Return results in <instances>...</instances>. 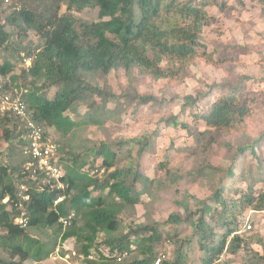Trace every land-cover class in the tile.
Returning a JSON list of instances; mask_svg holds the SVG:
<instances>
[{"label": "trees", "instance_id": "obj_1", "mask_svg": "<svg viewBox=\"0 0 264 264\" xmlns=\"http://www.w3.org/2000/svg\"><path fill=\"white\" fill-rule=\"evenodd\" d=\"M32 1L39 3L43 10L38 11L40 5L26 6L25 2L6 15L3 0H0V49L4 48L17 55L19 62L21 52L34 59L28 72L21 70L19 74H14L15 64L3 58L0 77L9 76L12 82H20L19 78H31L30 86L25 81L20 83L28 88L24 99L32 120L43 129L50 126L61 133L79 124L65 113L67 110L80 102H86L93 94L97 93L103 98L107 96L96 86L86 83L84 74L95 71L107 73L120 67L129 71L136 67L155 79L162 78L166 75L160 66L163 60L184 59L195 54L201 27L208 20L203 10L204 3L196 6L183 0ZM62 3L66 9L59 14V4ZM88 6L98 8V19L81 24L78 30L68 11H80ZM36 12L38 19L34 17ZM171 18L175 20L171 21ZM4 23L14 28L15 37L19 39L24 38L29 29L34 30L42 44L34 47L23 44L11 46L13 40H10ZM40 80L42 84L36 86ZM48 86L55 87L52 97L40 92ZM235 93L231 87L229 94H220L205 113L195 118L207 127L222 130L241 122L248 114V108L238 100ZM100 103L104 105V102ZM95 120L89 115L83 122L93 123ZM0 122L4 125L0 141L8 143L4 155L0 149V249L7 252L8 259H0V264H21L27 258L44 260L55 248L57 237L61 242L74 238L77 251L83 256L94 250L96 259H86L87 264H153L161 236L151 223L130 225L118 232L123 222L122 214L131 211L139 200L140 192L135 190L134 183L147 180L145 176L130 167L115 166L116 153L109 144L102 143L92 151L94 155L101 156V166L106 171L112 168L103 177L81 171L85 160L79 162V155L74 154L71 165H65L62 179L68 184L69 195L62 203L54 208V194L29 183L26 185L30 198L24 200L19 195L18 187L26 181L21 174L25 161L22 147L26 142L20 138L23 130L17 128L21 123L10 113L0 116ZM166 122L174 124L175 117H170ZM181 127L186 129L188 125L181 123ZM16 150L18 156L15 161ZM248 169L242 168L239 176L243 180L248 179L246 192L241 194V189L236 188L234 193L238 197L231 198L216 190L212 196L219 209L214 208L209 217H215L214 220L219 221L224 228L218 239L215 229L207 222L206 205L199 210L194 234L197 235L199 248L206 255L205 264H212L227 244L229 252L234 253L243 240L236 232L243 225L247 211L264 210V192L256 193L253 185L258 180L255 182L249 176L252 173L251 164ZM261 180L264 181V178ZM105 190L106 195L102 196ZM93 191H99V195L92 196ZM71 211L74 217L70 225L62 227L59 217ZM20 214L27 219L24 225L14 221ZM189 216L180 218L170 214L167 221H186ZM43 228H54V240L49 244L28 232ZM100 233L101 239L98 237ZM249 242L259 244L262 248V254L253 253L252 264L264 263V240L256 235L251 236ZM99 249H106L107 255ZM179 256L170 262L166 256L160 264H180ZM118 257H121L120 261Z\"/></svg>", "mask_w": 264, "mask_h": 264}, {"label": "rangeland", "instance_id": "obj_2", "mask_svg": "<svg viewBox=\"0 0 264 264\" xmlns=\"http://www.w3.org/2000/svg\"><path fill=\"white\" fill-rule=\"evenodd\" d=\"M183 1L196 6L204 3L203 10L208 16L207 24L201 27L199 45L193 56L163 60L160 66L166 75L158 79L136 67L129 71L120 67L107 73H86L83 76L85 82L99 88L106 98L96 93L86 102L67 110L65 113L79 122L70 131L61 133L50 126L45 129L47 136L60 145L64 172L65 165H71L75 154L79 155V162L85 160L81 171L103 177L112 168L106 171L101 166V156L94 155L92 150L107 143L116 153L115 166L130 167L147 178L134 183L135 190L140 192L139 200L131 211L122 214L123 222L118 232L130 225L151 223L161 236L155 250L167 252L166 260L173 261L180 255V264H205L206 255L194 234L199 210L206 205L207 222L215 229L218 239L224 228L214 220L215 217H209L214 208L219 209L212 200L216 190L231 198L238 197L234 193L236 188L241 189V194L246 192L248 179L239 176L241 169L249 170L251 164L249 176L255 182L258 180L254 189L256 193L264 192V181L261 180L264 178V0ZM25 2L26 6L40 5L32 0H9L3 7L6 15ZM59 6V14L64 13L65 4ZM39 10H43L41 5ZM97 12L96 6H88L80 11H68V14L79 30L81 24L96 21ZM38 16L36 12L35 19ZM4 25L13 40L11 46L42 44L34 30L29 29L27 35L19 39L11 25ZM3 58L15 64L12 73L22 72L17 55L2 48L0 63ZM23 79L18 80L31 85V78ZM40 84L42 80L36 86ZM231 87L238 100L248 108V114L241 122L222 130L207 127L195 118L205 113L220 94H229ZM54 90L55 87L48 86L40 92L52 97ZM89 115L96 120L83 122ZM170 117H175L174 124H167ZM181 123L188 127L184 129ZM3 130L4 125L0 122V137ZM0 146L4 155L8 143L0 141ZM14 155L16 161L17 150ZM97 195L99 191L92 192V196ZM170 214L180 218L190 216L186 221L175 223L167 221ZM250 220L251 229L237 233L243 238L240 247L231 253L227 244L212 264H252L253 253L262 254L261 246L249 239L258 235L264 240V214L252 213ZM28 232L47 244L55 236L54 228ZM98 237L101 239L102 233ZM55 239L58 244L59 238ZM65 242L79 253L73 238ZM4 258L8 259L7 252L0 249V259ZM69 263L87 264L78 256H71ZM69 263L48 256L39 264Z\"/></svg>", "mask_w": 264, "mask_h": 264}, {"label": "built area", "instance_id": "obj_3", "mask_svg": "<svg viewBox=\"0 0 264 264\" xmlns=\"http://www.w3.org/2000/svg\"><path fill=\"white\" fill-rule=\"evenodd\" d=\"M4 1L8 2L9 0ZM20 59L21 61L18 63L19 68L27 71L32 65L33 57L26 56L21 52ZM25 93L26 89L12 83L9 76L0 77V116L7 113L15 115L22 125L17 127L18 130H23L20 138L26 142L22 147L25 161L21 167V174L26 181L19 184V195L24 200L30 198L29 193H27L28 186L26 185V183H29L38 189L49 191V193L54 192L55 197L52 202L53 206H56L65 199L67 188V184L62 179L65 172L62 164L59 162V144L46 135L45 130L40 124L32 120L24 100ZM252 213L264 214V210H249L245 215L242 230L247 231L251 229L250 215ZM72 216V214H68L65 217L61 216L59 217V222L66 226L70 224ZM14 221L17 224L24 225L27 219L23 214H20ZM99 251L106 254V249L103 250L104 252L101 249ZM70 255H75L73 249L63 257L59 256L57 249L53 257L67 261ZM166 256L167 252L158 250L153 264H160ZM79 257L81 259L85 258L82 255H79ZM95 257L94 250H91L86 256L87 259H95ZM117 260L120 261L121 257H118Z\"/></svg>", "mask_w": 264, "mask_h": 264}, {"label": "clouds", "instance_id": "obj_4", "mask_svg": "<svg viewBox=\"0 0 264 264\" xmlns=\"http://www.w3.org/2000/svg\"><path fill=\"white\" fill-rule=\"evenodd\" d=\"M9 4V1L8 2H5L4 0H3V6L4 7H6L5 5H8ZM18 8V7H17ZM16 8V9H17ZM3 22V21H2ZM34 60V59H33ZM32 64H33V62H32ZM31 67H32V65H31ZM30 67V68H31ZM29 68V69H30ZM29 69L26 71V70H23V69H21L22 71H25V72H28L29 71ZM10 78V77H9ZM11 80V79H10ZM12 82V81H11ZM12 83H14V84H16V85H20V86H22L23 88H25L20 82H18V81H14V82H12ZM26 89V88H25ZM27 92H28V88L26 89V93L24 94V97H25V95L27 94ZM25 100V99H24ZM45 130V129H44ZM46 133V135H47V132H45ZM65 175V174H64ZM65 182V181H64ZM66 183V182H65ZM67 184V183H66ZM67 187H68V184H67ZM52 194H54V196H53V198L55 197V193H52ZM68 192H67V188H66V197H65V199L68 197ZM64 199V200H65ZM63 200V201H64ZM52 201H53V199H52ZM62 201V202H63ZM62 202H60V203H62ZM60 203H58V204H60ZM57 204V205H58ZM56 205V206H57ZM52 206H53V202H52ZM56 206H53L54 208H56ZM252 210V209H251ZM253 210H255V209H253ZM249 212V210L247 211V213ZM246 213V214H247ZM68 214H72L73 216H72V218L74 217V212H69ZM67 214V215H68ZM245 214V215H246ZM66 215V216H67ZM61 217V216H60ZM63 217H65V216H63ZM72 218H71V221H72ZM244 219H245V217H244ZM244 219H243V222H244ZM71 223V222H70ZM68 225H70V224H68ZM68 225H66V226H68ZM61 226L62 227H65L64 225H62L61 224ZM242 227H243V225L241 226V228L236 232V233H240L241 232V230H242ZM240 231V232H239ZM242 231H244V230H242ZM71 239H72V237H70ZM68 239V238H67ZM67 239H65L64 241H66ZM73 240H74V242H75V239L73 238ZM64 241H60V239H59V243L58 244H56V246H55V248L52 250V252L49 254V257L52 259V260H56V259H58V260H62V261H65V260H63V259H60V258H54L53 256H54V254H55V251L58 249V253H59V256L60 257H63L66 253H70L71 252V249H73V251L75 252V255H70V257H69V259H71V256H73V257H75V256H78L79 257V255H82L83 256V254H81V253H77L75 250H74V247L73 246H68V245H66V242L65 243H63ZM73 244V243H72ZM89 254V253H88ZM87 254V255H88ZM86 255V256H87ZM86 256H84L85 258L84 259H81V260H86L87 258H86ZM69 259L66 261V262H68L69 263ZM95 259H96V257H95ZM18 260V259H17ZM89 260H93V259H89ZM19 261V260H18ZM41 261H31L30 260V258H27V259H25V260H23V261H21L20 263L21 264H39ZM70 264V263H69Z\"/></svg>", "mask_w": 264, "mask_h": 264}]
</instances>
